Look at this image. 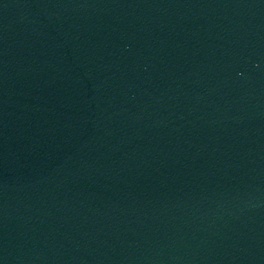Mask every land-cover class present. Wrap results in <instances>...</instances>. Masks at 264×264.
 I'll return each mask as SVG.
<instances>
[{"label": "water", "instance_id": "1", "mask_svg": "<svg viewBox=\"0 0 264 264\" xmlns=\"http://www.w3.org/2000/svg\"><path fill=\"white\" fill-rule=\"evenodd\" d=\"M0 264H264V0H0Z\"/></svg>", "mask_w": 264, "mask_h": 264}]
</instances>
